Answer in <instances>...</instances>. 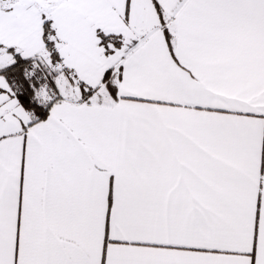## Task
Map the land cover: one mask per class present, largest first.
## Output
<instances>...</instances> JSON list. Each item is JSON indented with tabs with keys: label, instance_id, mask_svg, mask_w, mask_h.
Returning a JSON list of instances; mask_svg holds the SVG:
<instances>
[{
	"label": "snow or ice",
	"instance_id": "1",
	"mask_svg": "<svg viewBox=\"0 0 264 264\" xmlns=\"http://www.w3.org/2000/svg\"><path fill=\"white\" fill-rule=\"evenodd\" d=\"M0 264H264V0H0Z\"/></svg>",
	"mask_w": 264,
	"mask_h": 264
}]
</instances>
